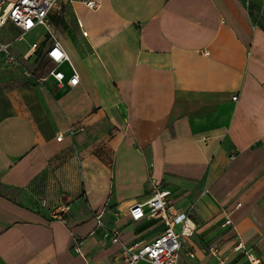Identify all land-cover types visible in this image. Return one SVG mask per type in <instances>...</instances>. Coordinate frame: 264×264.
<instances>
[{"label": "crops", "instance_id": "crops-1", "mask_svg": "<svg viewBox=\"0 0 264 264\" xmlns=\"http://www.w3.org/2000/svg\"><path fill=\"white\" fill-rule=\"evenodd\" d=\"M87 1L48 16L75 87L44 27L0 30V264H120L109 231L166 227L130 215L155 185L189 214L180 264L264 262V0Z\"/></svg>", "mask_w": 264, "mask_h": 264}, {"label": "built area", "instance_id": "built-area-1", "mask_svg": "<svg viewBox=\"0 0 264 264\" xmlns=\"http://www.w3.org/2000/svg\"><path fill=\"white\" fill-rule=\"evenodd\" d=\"M58 2L59 0H0V30L10 22L21 29L20 37H23L38 26L44 27L52 38V44L47 50V57L54 66L49 70L48 75L53 76L61 86L67 84L75 87L80 82L79 76L75 73L66 80L65 74L58 70L59 65L65 61H70V58L48 22L49 13L58 5ZM87 6L96 9L100 4L99 1L89 0ZM33 48H38V44H34ZM1 50L6 52L8 62H19L16 57L10 54L7 44H2ZM44 79V77L38 78L39 81ZM234 99L237 100L238 97L235 96ZM59 138L61 139L62 136ZM168 195V191H164L155 185L148 199L130 206V215L133 221H139L145 217L164 221L165 229L151 241L126 243L119 231L108 232L112 237V242L120 246L122 254L120 264H180V251L192 229L188 225L189 214L172 209L167 199ZM43 203H46L45 200ZM69 214L70 207L67 204L56 205L51 210L52 217L65 224L68 223L66 216ZM97 223L98 227L104 226L101 216H97ZM177 224L182 225L180 232L174 229ZM225 224H232V220L228 218ZM81 243V241L75 243V248L79 253L81 252ZM211 251L215 254L217 248L212 247ZM235 251L243 253L250 264H264L262 259L253 250L247 249L242 241L236 244Z\"/></svg>", "mask_w": 264, "mask_h": 264}]
</instances>
